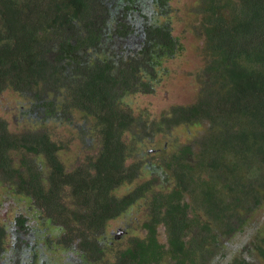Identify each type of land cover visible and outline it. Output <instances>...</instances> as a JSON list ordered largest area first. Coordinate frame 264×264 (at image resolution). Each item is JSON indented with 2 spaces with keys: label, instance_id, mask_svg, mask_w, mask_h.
<instances>
[{
  "label": "trees",
  "instance_id": "obj_1",
  "mask_svg": "<svg viewBox=\"0 0 264 264\" xmlns=\"http://www.w3.org/2000/svg\"><path fill=\"white\" fill-rule=\"evenodd\" d=\"M171 1L0 0V97L27 103L16 131L0 117V264H220L264 206V0H196L197 101L136 115L185 49ZM73 113L68 168L52 130ZM140 207L145 236L108 231ZM247 253L229 264H264V225Z\"/></svg>",
  "mask_w": 264,
  "mask_h": 264
},
{
  "label": "rangeland",
  "instance_id": "obj_2",
  "mask_svg": "<svg viewBox=\"0 0 264 264\" xmlns=\"http://www.w3.org/2000/svg\"><path fill=\"white\" fill-rule=\"evenodd\" d=\"M171 6L174 9L173 26L174 35L179 37L184 45V51L179 54L174 60L167 63L169 75H166L154 95H140L129 97L128 104L133 107L136 115L148 112L153 118L159 119L164 111H167L174 105H191L195 103L199 97L201 84L199 82V73L205 65L204 56V39L198 37L196 31L200 23V17L196 13L199 6L196 0H172ZM27 106L17 94L7 91L0 97V117L10 121L11 129L17 130L16 123L22 122V125H27L21 120L23 117L20 114V108ZM75 119L74 124L70 127L53 129L59 140L66 149L61 154L63 162L67 167L74 166L78 159H81L84 154V142L89 140L88 135L81 138L79 128L84 124L83 117L78 113H73ZM28 120V119H24ZM200 133L199 127H192L188 131L184 128H179L175 134L180 137L181 142H186L194 138ZM158 147H163L160 141L156 144ZM3 190L0 193L3 195ZM3 198L0 196V211L7 212L10 208ZM139 209V210H138ZM134 208L131 210V217L126 219L129 227L125 228L127 223L118 220L109 225L108 231L118 232L120 237L126 236L129 239L131 236H145L141 225L144 221L143 208ZM5 217L13 220V213H5ZM3 218L0 217V220ZM264 225V206H262L246 227V231L237 233L228 239L230 252L224 263L229 264L240 256V258L248 257L247 250L251 249V242L256 235V226ZM159 239L165 243V234L163 229L159 230ZM246 254V255H245ZM230 261V262H229Z\"/></svg>",
  "mask_w": 264,
  "mask_h": 264
},
{
  "label": "flooded vegetation",
  "instance_id": "obj_3",
  "mask_svg": "<svg viewBox=\"0 0 264 264\" xmlns=\"http://www.w3.org/2000/svg\"><path fill=\"white\" fill-rule=\"evenodd\" d=\"M119 231H121V230H119Z\"/></svg>",
  "mask_w": 264,
  "mask_h": 264
}]
</instances>
